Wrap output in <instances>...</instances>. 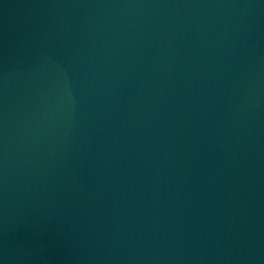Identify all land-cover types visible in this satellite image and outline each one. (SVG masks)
Segmentation results:
<instances>
[{"label": "water", "instance_id": "1", "mask_svg": "<svg viewBox=\"0 0 264 264\" xmlns=\"http://www.w3.org/2000/svg\"><path fill=\"white\" fill-rule=\"evenodd\" d=\"M0 264H264V0H0Z\"/></svg>", "mask_w": 264, "mask_h": 264}]
</instances>
